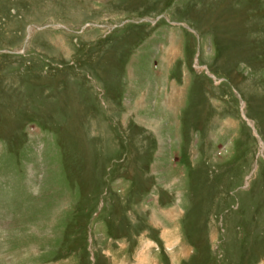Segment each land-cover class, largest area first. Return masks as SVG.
I'll return each instance as SVG.
<instances>
[{"label":"rangeland","instance_id":"rangeland-1","mask_svg":"<svg viewBox=\"0 0 264 264\" xmlns=\"http://www.w3.org/2000/svg\"><path fill=\"white\" fill-rule=\"evenodd\" d=\"M0 264H264V0H0Z\"/></svg>","mask_w":264,"mask_h":264}]
</instances>
